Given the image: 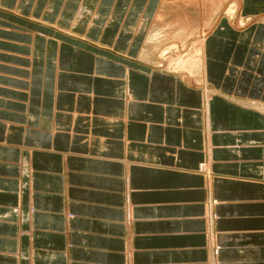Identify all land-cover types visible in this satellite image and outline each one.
Returning <instances> with one entry per match:
<instances>
[{
    "label": "crops",
    "instance_id": "crops-1",
    "mask_svg": "<svg viewBox=\"0 0 264 264\" xmlns=\"http://www.w3.org/2000/svg\"><path fill=\"white\" fill-rule=\"evenodd\" d=\"M158 2L0 0V264H264V17L200 82L139 60Z\"/></svg>",
    "mask_w": 264,
    "mask_h": 264
},
{
    "label": "bare ground",
    "instance_id": "bare-ground-1",
    "mask_svg": "<svg viewBox=\"0 0 264 264\" xmlns=\"http://www.w3.org/2000/svg\"><path fill=\"white\" fill-rule=\"evenodd\" d=\"M169 1L170 0H159L157 10L155 11L153 8V11H155V13H153L154 16H153L151 25L147 31L146 36H145V37H147V40H144L145 44H144V42H143V44H141L142 45V47H140L141 56L139 57V60L142 58L143 61L144 60L148 61L147 57L149 58L150 56L145 57L144 54L146 52L145 51L146 49H147V52L150 50V47H151V50L152 49L154 50V51L153 50L152 51L155 53L156 59L157 58L160 59L159 58L160 55L165 54V53L167 54V52H170V50H175V51H177L178 55L172 57L173 58L172 60L174 63L172 71H174L175 73L181 72L182 74H184V78H186L187 80L192 79V77L194 76L193 79L199 80L200 82H202L199 78L200 77L199 74L203 70L204 58H205L204 57V51H205L204 49H205V46H206V50H207L209 47H211V45L214 46V45L218 44V40L213 39L211 37V32L213 31L214 27L217 25L216 22H218V20L222 16H226V15L228 16L229 15V17H231V19H232L231 20V25H232L231 26V32L240 33V34H242L243 30L246 29L247 27H249V26L254 27L255 25H253V24L255 23V21H258V18L261 17L260 15L253 16V17L246 16L244 18L241 17L240 16L241 12L239 11V8L242 6L241 3L246 4L243 0H184L186 3V4L184 3L185 6H183L185 8V10L193 9L192 11L196 14V16L195 17L187 16L184 20L177 19L173 22L172 25L170 24V26H169V25L164 24V21H165L164 19L166 18L165 15L161 16V15H163L162 10H163L165 4H169ZM13 7H14V5H13ZM84 8H86V7L82 3L79 10H78L79 11L78 16L81 15V18L86 16V15H83V9ZM145 8H147V7H145ZM135 11L136 10L129 12V16H130L129 21H131L130 23L133 24L132 28H131V31L133 29V32L135 30V26L137 24V21L140 17L139 12H135ZM214 13H216L215 16H217L218 13H219V15H218V17H216L215 22L214 23L209 22V24H210L209 25L208 21H210V19L208 18V15L214 14ZM263 14L264 13H262V15ZM149 15H150V10H149ZM211 17H212V15H211ZM255 24H257V23H255ZM133 26H134V28H133ZM260 26H262V25H260ZM259 29H261V28H259ZM261 30H259V31H261ZM262 31H264V30H262ZM61 34H63V33H61ZM261 34H262V32H261ZM108 35H110V34H108ZM228 47H229V49H231L230 53L234 54L237 46L234 44H230ZM139 55H140V52H139ZM126 59H128V58H126ZM169 59H171L170 56H169ZM169 59L167 60V63L164 66V69L169 70V66H171L170 62L172 61V60L170 61ZM152 62H154V61H152ZM182 80H183V78H182ZM202 87L204 88V91L206 92V95L204 98L206 101V108H205L206 112H207L206 119H208V118H210V111H211L210 107H211V102H212L211 100L214 97V95L210 93V90L205 85ZM209 133H210V131L207 134H209ZM201 167L203 169L205 166L203 165Z\"/></svg>",
    "mask_w": 264,
    "mask_h": 264
},
{
    "label": "rangeland",
    "instance_id": "rangeland-1",
    "mask_svg": "<svg viewBox=\"0 0 264 264\" xmlns=\"http://www.w3.org/2000/svg\"><path fill=\"white\" fill-rule=\"evenodd\" d=\"M172 1V2H171ZM178 1V2H177ZM184 0H170L169 1V4H165V6H164V8H163V10H162V13H163V15H161V16H164L165 15V21H164V24L165 25H169L170 26V24L172 25L173 24V22L175 21V20H177V19H181V20H184L187 16H193V17H195L196 16V14L192 11L193 9H187V10H185V8L183 7V6H185V1L183 2ZM246 4H242L241 3V7L239 8V11L241 12L240 13V16L241 17H246V16H251V17H253V16H257V15H260L261 17H264L263 15H262V13H264V0H243ZM183 2V3H182ZM185 3V4H184ZM82 4V3H81ZM168 5V6H167ZM166 8V9H165ZM91 10V9H90ZM166 11V12H165ZM79 12V11H78ZM78 12H77V16H78ZM135 12H137V11H135ZM165 13V14H164ZM220 13V12H219ZM219 13H218V15H219ZM210 15V16H209ZM208 15V18L210 19V21H208V24H209V22L210 23H214L215 22V20H216V17H218V15L217 16H215L216 15V13H214V14H209ZM211 15H212V17H211ZM214 15V16H213ZM227 16V15H226ZM231 16V15H230ZM228 17H229V15H228ZM261 17H259L258 18V20L261 18ZM230 18V20H232L231 19V17H229ZM167 22V23H166ZM255 23H257L256 21H255ZM210 25V24H209ZM36 40H35V46H39V40L37 39V38H35ZM144 40H147V37H145V39ZM144 44H145V41H144ZM238 49H240L239 48V46H238ZM149 50V49H148ZM150 50H151V47H150ZM148 51L147 52V49L145 50L146 52H145V54H144V56L145 57H147V56H150L149 58L147 57V59L148 60H152V61H154V62H157V64H159V65H161V66H165L166 65V63H167V60L169 59V56H170V58L171 59H169L170 61L173 59L172 57H174V56H177L178 54H177V51H175V50H170V52H167V54L165 53V54H162V55H160L159 56V58L160 59H156V55H155V53L151 50V51ZM176 54V55H175ZM180 54V53H179ZM161 60V61H160ZM175 62V61H174ZM171 63V66H169V70H173V60L170 62ZM172 67V68H171ZM174 72V71H173ZM182 74L181 72H178V74ZM183 76H184V74H182ZM194 78V76L192 77V79ZM213 95H215V94H213Z\"/></svg>",
    "mask_w": 264,
    "mask_h": 264
}]
</instances>
